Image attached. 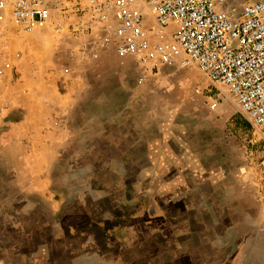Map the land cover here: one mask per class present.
Segmentation results:
<instances>
[{"label": "rangeland", "instance_id": "obj_1", "mask_svg": "<svg viewBox=\"0 0 264 264\" xmlns=\"http://www.w3.org/2000/svg\"><path fill=\"white\" fill-rule=\"evenodd\" d=\"M72 23L47 29V45L0 25L13 66L0 120L29 118L16 157L0 145V264H264V138L227 89L194 65L151 70L100 50ZM157 141L204 159L201 188L164 181Z\"/></svg>", "mask_w": 264, "mask_h": 264}, {"label": "built area", "instance_id": "obj_2", "mask_svg": "<svg viewBox=\"0 0 264 264\" xmlns=\"http://www.w3.org/2000/svg\"><path fill=\"white\" fill-rule=\"evenodd\" d=\"M67 20L151 70L196 65L264 138V0H0L1 26L60 31ZM12 67L0 57L1 76Z\"/></svg>", "mask_w": 264, "mask_h": 264}, {"label": "crops", "instance_id": "obj_3", "mask_svg": "<svg viewBox=\"0 0 264 264\" xmlns=\"http://www.w3.org/2000/svg\"><path fill=\"white\" fill-rule=\"evenodd\" d=\"M165 67H174V66L164 65V68ZM18 109L20 108H17V111L19 112L20 110ZM26 117L27 115L22 116L21 118H17L13 116L12 119V114H11L7 122L6 120H0L1 121L0 145L5 146L4 150L6 151L3 154L4 158L10 159L12 157H16V156H11L9 151L10 149L13 148L12 146L19 144L21 139L18 138L15 131L17 128L22 127L27 122L29 118ZM42 127L44 126L42 125L41 128ZM69 128L70 125L67 121L66 122L60 121L58 133L67 134L68 133L67 130H69ZM49 135L50 133L45 130V134H43L42 136L49 137ZM28 142L29 143L27 144H23V147L25 148L26 151V154L24 153L23 157L32 158L34 157L33 156L34 151L30 150L32 148L31 146L32 139H28ZM164 143L165 142L163 141H157V170H162L164 173H166L167 178L164 181L169 180V182L173 186V190L176 189V187L178 188L181 187L184 190V192L187 191V194L188 192H192L195 189V187L201 188L205 180L209 178L208 175L209 170L206 169L208 165L205 164L204 159L193 150L190 152L186 147L182 148L180 145L175 146L174 141H170L168 143V147L171 150L169 149L163 150V148L161 147L163 146ZM44 147L46 148V152H50V146L47 141H44ZM46 157L52 158L53 156H49V154H47ZM140 157L143 156L140 155ZM137 158L138 156L136 157V159ZM199 201H200L199 203L200 207L206 206L207 201L204 202V199L202 200V197H200ZM188 206L191 207L190 204H188Z\"/></svg>", "mask_w": 264, "mask_h": 264}, {"label": "bare ground", "instance_id": "obj_4", "mask_svg": "<svg viewBox=\"0 0 264 264\" xmlns=\"http://www.w3.org/2000/svg\"><path fill=\"white\" fill-rule=\"evenodd\" d=\"M49 31V30H48ZM47 30H45V29H40V30H33V31H30V32H25V33H30V34H33L34 36H27V38H28V40H29V42L31 41H33V42H39V38H41V39H43V41H44V44H46L47 45V43L49 42V41H51L52 42V38L53 37H51V34L48 32ZM61 31V30H60ZM39 37V38H38ZM56 38V37H55ZM28 42V43H29ZM32 42V44H34ZM173 66H179V65H173ZM191 66H193V65H191ZM194 66H196V65H194ZM189 67V66H188ZM197 67V66H196ZM198 68V67H197ZM199 69V68H198ZM200 70V69H199ZM201 71V70H200ZM202 72V71H201ZM203 74V73H202ZM233 99V98H232ZM215 109V108H214Z\"/></svg>", "mask_w": 264, "mask_h": 264}, {"label": "trees", "instance_id": "obj_5", "mask_svg": "<svg viewBox=\"0 0 264 264\" xmlns=\"http://www.w3.org/2000/svg\"><path fill=\"white\" fill-rule=\"evenodd\" d=\"M245 126H249V122L246 121V122H245Z\"/></svg>", "mask_w": 264, "mask_h": 264}]
</instances>
